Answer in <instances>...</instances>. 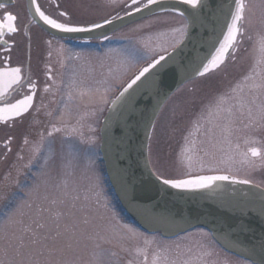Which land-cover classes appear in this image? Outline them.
<instances>
[{"label": "rangeland", "instance_id": "1", "mask_svg": "<svg viewBox=\"0 0 264 264\" xmlns=\"http://www.w3.org/2000/svg\"><path fill=\"white\" fill-rule=\"evenodd\" d=\"M129 1L61 0L59 10L70 13L75 8L78 16L98 12L94 20L112 18L130 11L125 6ZM245 2L246 23L264 19L261 0ZM184 21L173 12L157 13L120 30L99 50H72L77 55L66 83L73 133L65 138L41 133L39 166L0 177V264H243L226 255L202 229L163 240L127 223L98 163V132L109 102L141 67L165 55L164 48L173 50L172 28ZM262 43L250 49L247 79L214 71L168 99L149 140L154 173L177 179L227 175L263 184L264 95L257 94L264 83ZM232 66L227 63L222 69ZM44 120L48 127L53 124L44 116L41 128ZM245 143L261 147L263 156L247 157L239 150ZM24 162L32 163V158Z\"/></svg>", "mask_w": 264, "mask_h": 264}, {"label": "water", "instance_id": "2", "mask_svg": "<svg viewBox=\"0 0 264 264\" xmlns=\"http://www.w3.org/2000/svg\"><path fill=\"white\" fill-rule=\"evenodd\" d=\"M233 0H202L191 9L180 0H160L140 12L122 16L111 26L92 33H59L63 38L94 39L153 14L185 13L189 24L182 45L166 55L163 68L142 78L130 95L116 100L102 122L100 153L106 177L118 203L128 217L148 233L172 238L194 228L207 230L225 251L253 264H264V191L242 183L219 182L203 189H174L153 174L147 159L155 117L168 97L197 75L195 69L219 38ZM210 58V57H208Z\"/></svg>", "mask_w": 264, "mask_h": 264}, {"label": "flooded vegetation", "instance_id": "3", "mask_svg": "<svg viewBox=\"0 0 264 264\" xmlns=\"http://www.w3.org/2000/svg\"><path fill=\"white\" fill-rule=\"evenodd\" d=\"M60 1L36 0V3L46 15L61 22L78 23L91 21L99 15L98 12L94 13L92 11L81 13L78 16L76 14L78 11L72 8L73 10L69 9L68 11L75 17H72L70 13H67V17H61L59 13L64 11L59 10ZM0 3H3L8 11L18 17L15 22L17 32L10 34L5 31L4 33L3 39L7 40L8 43L0 46V67L21 68L20 83L4 90L3 94L0 95V107L4 106V102L14 103L15 100L22 98L23 94H30L29 84L35 83L36 85L34 107L29 113L24 114L21 118H12L8 122L0 121V171H3L0 172L1 177L4 173L9 174L10 170H35L39 166L40 151L43 146L41 133L63 134L62 137L64 138L73 133L72 127H70L71 124L68 127L73 119L71 114L73 110L71 105L73 103H71L72 96L67 91L68 85L66 83L67 79H70L69 72L73 68L72 59L77 55V53L73 54L72 50L79 51L89 50L88 48L96 49L97 46L103 47L116 34L113 33L108 36L109 39L90 41L56 37L41 28V20L39 16L35 15V7L32 5L31 0H0ZM28 7H30V10ZM0 19H2V11H0ZM101 19L98 18L96 20ZM244 28L245 35L242 38L235 61L231 57L227 61L230 66L231 64L234 66L229 69L221 68L219 70L235 73L240 77L243 75L247 79L246 72L249 69L248 54L253 44L263 41L264 19H259L256 24H249L245 21ZM199 78L201 77L197 76L195 79ZM261 80L264 81V78ZM257 90V94H260L261 91V94L264 95V83L260 82V87ZM249 94L251 95L252 93H246L245 96H249ZM253 99L256 100V97H253ZM44 116L46 117V122L53 124L48 127L44 120V128H41V121ZM56 129H59V131ZM9 138H11V141L6 148L5 143L9 141ZM251 148H256L259 151L260 155L258 158L252 157ZM239 150H242L247 157L256 160L263 156L262 148L254 144L245 143V147L240 146ZM30 158H32V163H23L24 159L29 161ZM229 177L232 178L231 176ZM255 185L264 190V182L262 185ZM187 233L171 239L181 237ZM226 255L232 257L228 253ZM236 260L241 261L243 264H251L240 258Z\"/></svg>", "mask_w": 264, "mask_h": 264}, {"label": "snow or ice", "instance_id": "4", "mask_svg": "<svg viewBox=\"0 0 264 264\" xmlns=\"http://www.w3.org/2000/svg\"><path fill=\"white\" fill-rule=\"evenodd\" d=\"M115 2V0H113ZM264 3V0H261ZM32 5L35 7V15L39 16L40 20L43 21L44 25H47L51 29L58 30L61 33H92L97 29H104L106 26H111L114 20H120L121 17L116 15L112 18H102L101 20L83 21L78 23H72L70 21L61 22L58 19L51 18L41 10L40 6L37 5L36 0H31ZM160 0H131L132 11L126 13L131 16L132 12H140L142 8H149L154 4H159ZM180 3L190 6L191 9H197L202 0H180ZM235 5L234 10L231 8L224 20L219 38L211 45V51L208 56L200 61L194 74L200 77H204L207 74L218 71L221 69L231 57L235 61L237 53L239 51L242 38L245 35L244 23L247 19L248 7L245 0H233ZM127 6V5H125ZM0 11H2V19H0V46L7 45V40L3 39L5 31L10 34L17 32L16 21L18 17L11 11H8L3 3H0ZM61 17H67L66 12H60ZM180 16H185L184 12H180ZM189 28L188 22L185 20L180 28H172L174 39L171 43L173 50L182 45L183 40L186 37L187 30ZM104 39H109L108 36H104L103 32L100 33ZM264 40V37H262ZM163 51L166 53L167 58L170 59L172 54L167 52V48ZM260 51L264 53V43L261 45ZM166 55H158L151 59L146 66L141 67L133 78L127 82L126 86L120 91L117 100L125 97L126 94L130 95V90L134 91V86H138V82H142V78L146 79L147 75H152L159 68H163L162 62H166ZM210 57V58H208ZM21 68L19 67H0V95L3 94L4 90L12 88L13 85L20 83ZM147 74V75H146ZM29 93L23 94L22 98L15 100L14 103L4 102V106L0 107V121L8 122L12 118H21L24 114L34 107V97L36 93L35 83L29 84ZM115 102V101H113ZM261 111L264 112V102L261 104ZM155 125L153 124V128ZM59 131V129H56ZM52 133L49 132V136ZM11 138L5 143V147H8ZM251 155L256 157L260 155L256 148L250 149ZM31 163V162H30ZM158 181L165 186H170L174 189H203L208 188L215 181L229 180L230 177L227 175H198L186 179L167 178L158 173H153ZM234 179V178H232ZM240 183H249L248 180H242ZM133 231L134 230H130ZM33 243L37 241L33 240ZM146 259V258H145Z\"/></svg>", "mask_w": 264, "mask_h": 264}]
</instances>
